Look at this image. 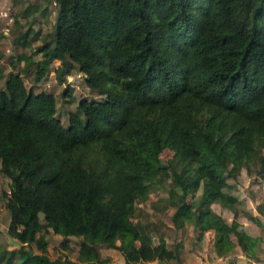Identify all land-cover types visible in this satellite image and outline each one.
<instances>
[{"label": "trees", "instance_id": "obj_1", "mask_svg": "<svg viewBox=\"0 0 264 264\" xmlns=\"http://www.w3.org/2000/svg\"><path fill=\"white\" fill-rule=\"evenodd\" d=\"M54 1L53 48L77 62L99 97L79 98L82 116L69 110L62 124L53 93L26 89L19 71L6 74L0 198L18 246L0 245V264L177 259L179 244L153 243L131 219L134 201L167 168L163 147L178 165L166 188L173 224L191 220L199 235L208 221L216 253L233 246L230 233L243 248L237 221L210 203L235 200L227 176L264 144V0ZM257 161L264 177V154ZM45 230L63 247L80 237L76 258L50 257ZM96 243L118 247L122 260L100 256Z\"/></svg>", "mask_w": 264, "mask_h": 264}, {"label": "rangeland", "instance_id": "obj_2", "mask_svg": "<svg viewBox=\"0 0 264 264\" xmlns=\"http://www.w3.org/2000/svg\"><path fill=\"white\" fill-rule=\"evenodd\" d=\"M56 10L54 0H0V87L4 86L9 71H19L26 89L44 90L55 95L56 115L64 124L69 110L82 116L76 107L79 98H98L99 93L85 84L84 73L77 62L53 48L50 38ZM260 154H264V144L257 142L255 153L227 176L229 186L226 190L235 197L234 201L210 203L216 215L227 223L235 219L236 228L246 234L241 248L235 235L230 233L233 246L218 254L212 245L213 230L208 221L199 235L191 220L182 221L180 226L173 224L170 216L174 205L167 199L166 188L171 185L169 168L177 169L178 165L172 150L163 147L159 158L167 168L157 171L147 196L134 201L131 219L146 227L153 243L162 236L168 247L179 244V257L136 264H264V177L257 171ZM7 181L0 174V190H7ZM199 190L186 195V200L197 199ZM39 219L43 221L41 215ZM7 222L8 212L0 198V245L16 248L18 242L6 232ZM44 236L45 250L50 257L66 254L76 258L80 237L68 236L66 247H63L60 234L45 230ZM31 246L36 250L34 244ZM96 247L100 256L112 261L122 260L118 247L103 243H96Z\"/></svg>", "mask_w": 264, "mask_h": 264}, {"label": "crops", "instance_id": "obj_3", "mask_svg": "<svg viewBox=\"0 0 264 264\" xmlns=\"http://www.w3.org/2000/svg\"><path fill=\"white\" fill-rule=\"evenodd\" d=\"M213 230V229H212Z\"/></svg>", "mask_w": 264, "mask_h": 264}]
</instances>
